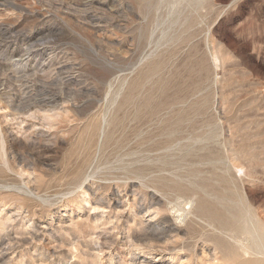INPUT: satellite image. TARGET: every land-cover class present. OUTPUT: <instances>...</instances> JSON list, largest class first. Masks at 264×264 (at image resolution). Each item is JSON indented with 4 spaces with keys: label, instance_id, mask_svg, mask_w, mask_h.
I'll list each match as a JSON object with an SVG mask.
<instances>
[{
    "label": "rangeland",
    "instance_id": "rangeland-1",
    "mask_svg": "<svg viewBox=\"0 0 264 264\" xmlns=\"http://www.w3.org/2000/svg\"><path fill=\"white\" fill-rule=\"evenodd\" d=\"M1 21L0 264H264L241 247L264 238V0H0ZM200 205L255 221L221 235Z\"/></svg>",
    "mask_w": 264,
    "mask_h": 264
},
{
    "label": "bare ground",
    "instance_id": "bare-ground-1",
    "mask_svg": "<svg viewBox=\"0 0 264 264\" xmlns=\"http://www.w3.org/2000/svg\"><path fill=\"white\" fill-rule=\"evenodd\" d=\"M14 4H15V3H14ZM16 6H17V5H16ZM5 26H6V22L1 21V22H0V29L4 28ZM31 49H32V48H31ZM25 55H26V54H25ZM29 56H31V54H30ZM45 69H46V68H45ZM53 76H54V75H53ZM55 104H56V102H55L54 100H50L49 102H47V106H49V109H53V106H55ZM45 105H46V104H45ZM43 107H44V106H43ZM223 128H224V127H223ZM0 131H1V129H0ZM2 132H3V131H2ZM0 135L2 136V134H0ZM4 138H5V137H4ZM0 139H1V137H0ZM2 140H3V139H2ZM0 141H1V140H0ZM3 142H4V141H3ZM1 143H2V141H1ZM232 144H233V143H232ZM3 145H4V144H3ZM2 147L4 148V146H1V149H3ZM229 147H230V146H229ZM1 152H2V151H1ZM235 152H236V151H235ZM2 156H3V155H2ZM232 157H233V156H232ZM241 159H242V158H241ZM5 164H6V163H5ZM225 169H226V168H225ZM135 170H136V169H135ZM124 171H125V170H124ZM124 171H123V172H124ZM171 171H172V170H171ZM193 171H194V170H193ZM225 171H226V170H225ZM126 172H130V170H127ZM133 172H134V171H133ZM133 172H132V174H130V175H128L129 173H126V174L128 175V176L126 175V177H127V178H128V177H131V178H134V177H136V178H138V177H139V178H143V177H146L145 175L148 174V173H147V174L144 175V174H142V173H141V174H137V173H133ZM149 172H152V171H149ZM196 172H197V171H196ZM207 172H209V171H207ZM226 172H227V171H226ZM173 173H174V172H173ZM191 173H192V175H193L194 172H191ZM199 173H202V172L199 171ZM203 173H204V171H203ZM210 173H212V172H210ZM215 173L217 174V172H215ZM94 174H95V173H94ZM174 174H175V173H174ZM177 174H178V173H176L175 176H176ZM194 174H195V173H194ZM196 174H198V173H196ZM226 174H227V173H226ZM226 174H225V177L227 176ZM89 175H90V174H89ZM91 175H92V174H91ZM179 175H181V174L179 173V174H178V177H180ZM185 175H186V174H185ZM185 175L182 174L183 177H184ZM203 175H204V174H203ZM211 175H212V174H211ZM217 175H218V174H217ZM219 175H220V176H218V177L221 179L222 172H221V174L219 173ZM159 176H160V175H159ZM188 176H189V173H187V177H188ZM195 176H196V175H195ZM195 176H194V177H195ZM197 176H198V175H197ZM197 176H196V178H197ZM199 176H201V175L199 174ZM199 176H198V180H199ZM223 176H224V174H223ZM87 177H88V176H87ZM87 177H86V178H87ZM89 177H90V176H89ZM162 177H163V175H161V178H162ZM166 177H168V175H167ZM166 177H165V178H166ZM170 177H171V176H170ZM183 177H181L180 179H182ZM194 177H193V176L191 177V174H190V176H189L188 178H189V179L191 178L190 180L193 181L192 178H194ZM201 177H202V176H201ZM201 177H200V178H201ZM203 177H204V176H203ZM205 177L207 178V176H205ZM205 177H204V178H205ZM214 177H215V176H213V178H214ZM216 177H217V176H216ZM117 178H118V177H117ZM117 178H116V179H117ZM154 178H155V177H154ZM163 178H164V177H163ZM163 178H162L161 180H163ZM165 178H164V179H165ZM168 178H169V177H168ZM211 178H212V177H209V179H211ZM213 178H212V179H213ZM122 179H123V178H122ZM149 179H150V178H149ZM170 179H171V178H170ZM209 179H208V180H209ZM216 179H218V178H216ZM227 179H228V177H227ZM227 179H224V183H225V180H227ZM112 180H113V179H112ZM119 180H120V179H119ZM123 180H124V179H123ZM151 180H152V179H151ZM155 180H156V179H155ZM171 180L174 181V177H173V179H171ZM178 180H179V179H178ZM202 180H203V178H202ZM205 180H207V179H205ZM228 180H229V179H228ZM228 180H227V184H230V183L228 182ZM230 180H231V179H230ZM230 180H229V181H230ZM149 181H150V180H149ZM152 181H153V180H152ZM164 181H167V183H168V179H166V180H164ZM164 181H163V182H164ZM184 181H185V180H184ZM188 181H189V180H188ZM194 181H195V180H194ZM199 181H201V179H200ZM219 181H221V180H219ZM126 182H127V181H126ZM126 182H125V183H126ZM175 182H178V181H177V177H176V181H175ZM175 182H174V184H175ZM202 182H203V181H201V183H202ZM232 182H233V181H232ZM123 183H124V182H123ZM125 183H124V184H125ZM140 183H141V184H140ZM152 183H153V182H151V184H152ZM164 183H165V182H164ZM170 183H171V182H170ZM192 183H193V182H192ZM192 183H190V184L192 185ZM196 183H198V181H197ZM201 183H198V184L201 185ZM151 184L148 183V180L146 181V180L141 179V182H139V184H137V187L139 186L140 188H142L141 190H143L144 188L147 189V188H149L150 186H154V185H155V182H154V184H152V185H151ZM160 184H161V183H160ZM160 184H158V185H160ZM162 184H163V183H162ZM165 184H166V183H165ZM177 184H179V182H178ZM198 184H195V186L198 185ZM203 184L206 185V183H203ZM208 184H209V182H208ZM210 184H211V183H210ZM210 184H209V185H210ZM219 184H220V183H219ZM219 184H218V185H219ZM225 184H226V183H225ZM102 185H103V184H102ZM158 185H156V186H158ZM166 185H167V184H166ZM179 185H181V184H179ZM185 185H186V184H184V186H185ZM193 185H194V184H193ZM205 185H203V186H205ZM211 185H212V184H211ZM211 185H210V187H211ZM213 185H214V184H213ZM213 185H212V186H213ZM77 186H78V185H77ZM99 186H100V184H99ZM103 186H104V185H103ZM103 186H102V187H103ZM106 186H108V185H106ZM120 186H122V185H120ZM133 186H134V185H133ZM135 186H136V185H135ZM156 186H154L153 188H154V189L156 188V191H158L159 189H158V187H156ZM164 186H165V185H164ZM164 186H163V187H164ZM168 186H170V185H167L166 187L169 188ZM173 186H174V185H173ZM175 186H178V185H175ZM184 186H183V184H182L181 187H178V188H182V187H184ZM195 186H194V189H197V188H198V189L203 188V187H201L202 185L200 186V188H199L198 186H196L197 188H195ZM206 186H207V185H206ZM206 186H205V187H206ZM216 186H217V185H216ZM222 186H223V185H222ZM229 186H230V185H229ZM78 187H79V186H78ZM160 187H161V186H160ZM187 187H189V186L187 185L186 188H187ZM207 187H208V186H207ZM207 187H206V188H207ZM214 187H215V186H214ZM140 188H138V189H140ZM167 188L164 187V189H167ZM170 188H171V186H170ZM170 188H169V189H170ZM176 188H177V187H176ZM176 188H175V189H176ZM184 188H185V187H184ZM184 188H182V189H183V190H186V189H184ZM189 188H191V186H190ZM189 188H187V191H188ZM192 188H193V187H192ZM211 188H212V187H211ZM224 188H225V187H224ZM233 188H234V187H233ZM146 189H144V190L146 191ZM169 189H168V190H169ZM172 189H173V188H171L170 190H172ZM194 189H193V191H196V190H194ZM198 189H197V191H198ZM204 189H205V188H204ZM204 189H203V190H204ZM207 189H208V188H207ZM229 189H230V187H228V189H227V186H226V190H228V193H230ZM160 190H161V189H160ZM168 190H167V191H168ZM173 190H174V189H173ZM180 190H181V189H178V190H177L178 193H179ZM191 190H192V189H191ZM191 190H190V191H191ZM205 190H206V189H205ZM208 190H210V188H209ZM208 190H207V191H208ZM212 190H214V188H213ZM212 190L210 191L211 193L213 192ZM224 190H225V189H224ZM226 190H225V192H226ZM161 191H162V190H161ZM181 191H182V190H181ZM181 191H180V192H181ZM190 191H189V192H190ZM193 191H192V192H193ZM207 191H205V192L208 193L209 191H208V192H207ZM215 191H216V189H215ZM236 191H237V190H236ZM162 192H164V191H162ZM162 192H161V193H162ZM174 192L176 193L175 190H174ZM184 192H185V191H184ZM200 192L203 193V194L205 193V192L199 191V193L197 192V193H198L197 196L199 195L200 198L204 197L203 199H205V196H202V197H201L202 194L200 195ZM145 193H146V192H145ZM156 193H157V192H156ZM166 193H167V192H166ZM168 193H169V192H168ZM213 193H214V194H210V193H209V194H207V195H216L215 192H213ZM228 193L226 192V194H228ZM163 194H164V193H163ZM172 194H173V193H172ZM176 194H177V193H176ZM181 194H182V192H181ZM191 194H192V193H191ZM218 194H219V193H217V195H218ZM224 194H225V193H224ZM232 194H233V193H232ZM164 195H165V194H164ZM182 195H183V194H182ZM182 195H181V196H182ZM184 195H187V194H184ZM184 195H183V196H184ZM189 195H190V193H189ZM189 195H188V196H189ZM193 195H194V194H193ZM195 195H196V194H195ZM222 195H223V194H222ZM145 196H146V195H145ZM162 196H163V195H162ZM165 196H166V195H165ZM177 196H178V194H177ZM177 196H176V197H177ZM183 196H182V197H183ZM199 196H198V197L195 196L196 199H198ZM220 196H221V195H220ZM228 196H229V195H227L226 197H228ZM231 196H232V195H231ZM151 197H152V199H151V198H150V199H151L152 201L150 200L151 203L148 205L149 208H151V206L154 205V202H153L154 199H157V198H158L156 195H154V193L151 194ZM179 197H180V196H179ZM184 197H186V196H184ZM189 197H190L189 199H188V197H187V199L189 200V201L186 203V204H188L187 207L183 206V205L181 204V202H180V203H177L175 200H174L175 202L173 203V205L171 204V209H172V210H175V212L177 213V215H176V219L179 220V223H181V224H182V223L185 224V222L187 221L188 218H190V221H192V216H191V217H189V216H190L191 214H195V212L197 211V210H196L197 208H196L195 205H197V207H198V205L200 204V203H199V199H198V201H196L195 198H194V196H193V197H192V196H189ZM213 197H214V196H213ZM222 197H225V196H222ZM116 198H117V197H116ZM177 198H178V197H177ZM219 198H220V197H218V199H219ZM232 198H233V197H232ZM180 199H181V198H180ZM187 199H185V200H183V201L186 202ZM207 199H208V198H207ZM246 199H247V198H246ZM167 200H168V199H167ZM201 200H202V199H201ZM208 200H209V199H208ZM208 200H207V201H208ZM215 200H216V199H214V201H215ZM180 201H181V200H180ZM195 201H196V203L198 202L199 204H196ZM167 202L169 203V201H167ZM171 202H172V201H171ZM171 202H170V203H171ZM204 202H205V201H204ZM208 202H209V201H208ZM227 202H228V201H227ZM156 203H157V202H156ZM158 203H160V202H158ZM161 203H163V202H161ZM161 203H160V204H161ZM182 203H183V202H182ZM225 203H226V202H225ZM165 204H166V203H165ZM183 204H185V203H183ZM186 204H185V205H186ZM194 204H195V205H194ZM226 204H227V203H226ZM240 204H241V202H240ZM244 204H245V203H244ZM206 205H207V204H206ZM206 205H205V206L203 205L202 207H201V205H200V208H201V210H202V213H201V215H199V216H201L202 219H203V218H205V216H202V215H206V217L209 219L208 221H211L210 224L213 225L212 228L215 227L216 230H217V229L221 230L222 233H218V234H221V235L224 234V233H227V234H228V232H229V234H230V230H231L230 228H231V227L234 228V227H236V225H237V227L234 228V229H237V228H238V225L241 224V223H242V224L239 225V226H240V227H241V226L243 227L244 221H243V222H240L241 219H240L239 221L235 220V222H237V223L239 222V224L236 223L235 226L233 225L234 227L231 226V223H228V222H231L232 219H230V221H228V220H229V218H228V220H227L226 217H230L231 214H229L230 216H225L224 214H226V212H227L226 215H228V211H227L226 209H224V210H225L224 213L222 212V213H223V216H225V218H226L225 220H223L224 222L221 221L222 218H220L221 220L218 219L219 221L223 222L224 225H219V226H218V224L215 225L213 222L216 220L215 218H216L217 216L215 215V213H217V212L214 213V212H212V211L210 210V209L212 208L213 204H212L211 208L209 207L210 209H209V208H206V207H207ZM220 205H221V204H220ZM222 205H223V204H222ZM238 205H239V204H238ZM165 206H166V205H165ZM208 206H209V205H208ZM225 206L227 207V205H225ZM225 206H224V207H225ZM215 207H216V206H215ZM224 207H223V208H224ZM160 208H161V207H160ZM216 208H219V207H216ZM227 208H229V207H227ZM230 208H231V207H230ZM161 209H162V208H161ZM212 209L214 210V208H212ZM220 209H221V207H220ZM220 209H218V212H219ZM198 210H199V209H198ZM201 210H200V211H201ZM158 211H159V210H158ZM158 211H157V212H158ZM165 211H166V210H165ZM168 211H169V210H168ZM220 211H221V210H220ZM222 211H223V210H222ZM175 212H174V214H175ZM245 212H246V211H245ZM159 213H160V212H159ZM229 213H231V212H229ZM241 213H242V212H241ZM155 214H156V213H155ZM245 214H246V213H245ZM217 215H221V216H222V214H221L220 212H219V214H217ZM236 215H237V214H236ZM247 215H248V214H247ZM169 216H170V215H167V216L162 217V218H161L162 222H163V221H164V222H170L171 219H170ZM195 216H196V215H195ZM195 216H194V217H195ZM215 216H216V217H215ZM240 216L243 217L244 214H243V216H242V215H240ZM248 216H249V215H248ZM248 216H246V219H247ZM251 217H252V216H250V217H248V218L250 219ZM256 217H257V216H256ZM197 218H198V216H197ZM218 218H219V216H218ZM231 218H232V217H231ZM202 219H201V220H202ZM205 219H206V218H205ZM223 219H224V218H223ZM243 219H245V218H243ZM193 220H194V218H193ZM199 220H200V219H199ZM206 220H207V219H206ZM206 220H205V221H206ZM218 220H217V221H218ZM252 220H253V219H252ZM252 220L250 219V221H247V222H246V220H245V222H246V224H247V225H246V224H245V225H246V226H248V225L250 226V225L252 224V223H251ZM208 221H206V222H208ZM219 221H218V222H219ZM225 221H226L228 224H230V226H231L230 228L227 227V224H226ZM254 221H255V220H254ZM254 221H252V222H254ZM188 222H189V221H188ZM195 222H196V221L194 220L193 223L195 224ZM235 222H233V223H235ZM248 222H249V224H248ZM256 222H259V220L256 221ZM172 223H173V222H172ZM177 223H178V222H177ZM196 223H197V222H196ZM186 224H187V223H186ZM225 224H226V227H225ZM254 224H255V222H254ZM254 224H253L252 227L250 226L251 228H250V227H247V228H246V226H244V227L246 228L245 231L243 230L244 227L242 228V230H243L244 233H245V232H246V233L249 232L251 235L254 236L255 241H252V242H254V244H253L252 247H248V246L245 247L246 244H245V246L242 245V244L244 243V242H242L243 239H241V241H240V239H239L240 237H239V238H236V236L238 237V235L241 236L240 234H238V235H236V236H234V234H232V233H235V232L239 233V231H241V230L238 231V229H237L235 232H232V230H231V232H232V233H231V236L233 235L232 238H234V240H236V243L239 242V244H240V242H241V245H242L241 247H242V249H243V253H250V254H248V255H251V253H252V254H255V257H256L257 255H260L259 257L261 258V257H263V256H261V255H264V238L262 237V232H261V231H262V230H261V226H262V225H261V226H255L257 223H256L255 225H254ZM259 224H261V223H259ZM195 225H196V224H195ZM199 225H200V224H199ZM257 225H258V224H257ZM182 226H183V225H182ZM197 226H198V225H197ZM201 226H202V225H201ZM201 226H198V227L201 228ZM263 226H264V225H263ZM156 227H157V226H156ZM156 227H153V226H147V225H146V226H143V227H142V231L136 234V238H137V240L140 241L142 244H145V245H146V246L144 245L145 247L150 248V247H152V246H155V245H153V244L149 245L150 243L159 242V241H161V240H163V239L169 238V237H170V234L172 235L173 232L178 231V230L181 229V225H178V224L175 225V226H173V227H171V226H161V227H159V228H156ZM189 227H190V226H189ZM209 228H210V227H209ZM215 228H214V229H215ZM201 229H202V228H201ZM205 229H206V228H205ZM240 229H241V228H240ZM262 229H263V231H264V228H262ZM209 231H210V230H209ZM233 231H234V230H233ZM135 232H136V231H135ZM183 232H184V231H183ZM192 232H193V231H192ZM243 232H242V233H243ZM197 233H199V232H197ZM237 233H235V234H237ZM242 233H241V234H242ZM187 234H188V233H187ZM202 234H203V233H202ZM204 234H205V233H204ZM227 234H226V235H227ZM195 235H196V233H195ZM206 235H207V234H206ZM226 235H225V236H226ZM244 235H245V234H244ZM263 235H264V234H263ZM188 236H189V235H188ZM188 236H187V237H188ZM202 236H204V235H202ZM219 236H220V235H219ZM229 236H230V235H229ZM231 236H230V237H231ZM242 236H243V235H242ZM242 236H241V237H242ZM189 237H191V236H189ZM189 237H188V238H189ZM193 237H194V236H193ZM195 237H196V236H195ZM199 237H200V236H199ZM243 237H245V236H243ZM249 237H250V236H249ZM136 238H135V236H134V239H136ZM188 238H187V239H188ZM200 238H201V237H200ZM226 238H227V237H226ZM129 239H130V238H129ZM194 239H195V238H194ZM202 239H203V238H202ZM205 239H206V238H205ZM218 239H219V238H218ZM246 239L249 240V238H247V237H246ZM250 239H252V238H250ZM132 240H133V239H132ZM167 240H169V239H167ZM170 240H171V239H170ZM196 240H197V239H196ZM219 240H220V239H219ZM231 240H232V239H231ZM244 240H245V238H244ZM192 241H193V239H192ZM223 241H224V240H223ZM232 241H233V240H232ZM164 242H166V240H165ZM180 242H182V241H180ZM188 242H189V240H188ZM195 242H196V244H197V241H195ZM205 242H206V241H205ZM208 242H209V241H208ZM225 242H226V241H225ZM247 242H248V241H247ZM250 242H251V241H250ZM166 243H168V242H166ZM185 243H186V241L182 243L181 249L184 248V247H186V246H185ZM228 243H229V242H228ZM234 243H235V242H234ZM245 243H246V241H245ZM137 244H138V243H137ZM155 244H156V243H155ZM170 244H171V243H170ZM189 244H190V243H189ZM192 244H193V243H192ZM158 245H159V243H158ZM160 245H161V244H160ZM162 245H163V244H162ZM173 245H174V244H173ZM173 245H172V247L168 248V250H170V251H174V250H178L177 248L180 247V246H176L177 243H176L175 246H173ZM180 245H181V244H180ZM186 245H187V244H186ZM190 245H191V244H190ZM194 245H195V243H194ZM249 245H250V244H249ZM136 246H137V245H136ZM140 246H141V245H140ZM144 246H143V247H144ZM238 246H240V245H238ZM190 247H193V246L191 245ZM224 247H225V246H224ZM233 247H234V246H233ZM236 247H237V246H236ZM241 247H240V248H241ZM187 248H188V247H187ZM150 249H151V248H150ZM162 249H163V248H162ZM164 249H165V248H164ZM166 249H167V247H166ZM184 249H185V248H184ZM189 249H190V248H189ZM189 249H188V250H189ZM238 249H239V248H238ZM242 249H239L240 252L242 251ZM185 250H186V249H185ZM231 250H232V249H231ZM233 250H234V248H233ZM153 252H154V251H153ZM148 253H152V251H148ZM241 254H242V253H241ZM244 255H245V254H243V257H244ZM246 255H247V254H246ZM246 255H245V256H246ZM222 256H223V255H222ZM259 257H258V258H259ZM143 258L145 259L144 261H147V262H149V263H151V264H155V261H152V260L149 259L148 257H143ZM260 258H259V259H260ZM247 259H248V258H247ZM250 259H251V258H250ZM255 259L257 260V257H256ZM262 259H263V258H262ZM262 259H261V260H262ZM227 260H228V259H227ZM245 260H246V258H245ZM252 260H254V259H252ZM261 260H260V262H261ZM229 261H230V260H229ZM246 261H247V262H246ZM246 261H244V262H246V263L248 264L249 259L246 260ZM257 261H258V260H257ZM262 261H263V260H262ZM225 262H226V261H225ZM250 262H253V261H250ZM260 262H256V263H260ZM254 263H255V260H254ZM243 264H245V263H243ZM261 264H262V263H261Z\"/></svg>",
    "mask_w": 264,
    "mask_h": 264
}]
</instances>
